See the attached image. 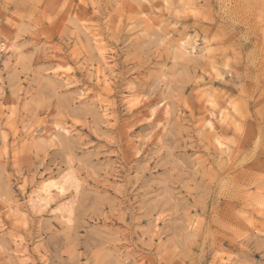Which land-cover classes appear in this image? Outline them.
<instances>
[{"label": "rangeland", "instance_id": "374dc122", "mask_svg": "<svg viewBox=\"0 0 264 264\" xmlns=\"http://www.w3.org/2000/svg\"><path fill=\"white\" fill-rule=\"evenodd\" d=\"M142 1L0 0V264H264V0Z\"/></svg>", "mask_w": 264, "mask_h": 264}, {"label": "bare ground", "instance_id": "6f19581e", "mask_svg": "<svg viewBox=\"0 0 264 264\" xmlns=\"http://www.w3.org/2000/svg\"><path fill=\"white\" fill-rule=\"evenodd\" d=\"M147 1L148 0L142 1L140 7H142L143 5L144 6L147 5V3H146ZM143 14L146 15L148 18H151V17L153 18V16H154V14L152 12H145L144 11ZM178 44L180 46L179 47L180 50L178 49L179 54H182V56H184V54H186V55H195L196 54V50L198 47L197 41H193V42L191 41V43L190 42L187 43L185 40H181L180 43H178ZM175 46L178 47V45H175ZM206 47L208 48L209 45L206 44ZM0 52H4L5 54H8L11 52V46L9 44H7L5 40L0 42ZM46 54H47V52H46ZM104 63L105 64L109 63L107 61V58H105ZM97 70H99V68ZM57 72H59V70H57ZM100 75H101V71L98 73V76H100ZM220 76L221 75L219 73L216 74L217 78H220ZM136 93L135 94L131 93L129 95L127 101H126L127 108L129 109V111L132 114L144 112L145 113V115L143 116L144 119L152 120V122L156 128H161L163 130L165 128V120H164V118H162L158 114L157 108H152V107H149L147 105H144L143 98L140 95H138V93L137 94ZM203 102L206 103L205 104L206 107H208L211 110L212 114L217 113L220 121H222V123L225 124V126L228 125L229 120L235 121V123H236V120H234V115L239 113V107L237 105H234V104L231 106V103L229 102L228 106L230 105L229 109H231L232 111L229 110L228 107L220 108L221 107V106H219L220 101H219V97H218L216 90L206 91L204 93ZM210 115H211V113H210ZM207 122H209V121H207ZM207 122H206V124H207ZM211 122H212V120H211ZM212 126H214V124ZM236 126H237V123H236ZM59 130L60 129H55V131H53L52 128L49 130H46L45 131L46 136H47L46 139L51 140V139L57 137L56 132H58ZM66 132L69 133L68 131H66ZM155 137H156V135L154 133H150L148 139L153 141V139ZM218 142H220V141H218ZM130 144H131V147H132L134 153L136 154L137 153V146L132 141L130 142ZM222 146H224V145H222ZM66 180L72 181L73 178L70 177V179H66ZM63 184H61L59 186V184L51 185V184L47 183V184L41 186L34 193V195H32L30 198V202L32 204V207L39 209L45 205L48 206L47 204L49 203V200L52 197L54 190L62 189ZM70 214H71V210L69 207L62 210V216L65 217V216H69Z\"/></svg>", "mask_w": 264, "mask_h": 264}]
</instances>
